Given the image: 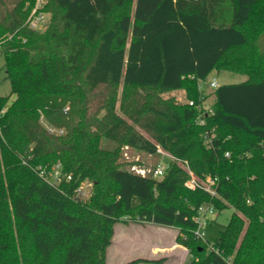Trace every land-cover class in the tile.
Masks as SVG:
<instances>
[{"label":"trees","instance_id":"trees-1","mask_svg":"<svg viewBox=\"0 0 264 264\" xmlns=\"http://www.w3.org/2000/svg\"><path fill=\"white\" fill-rule=\"evenodd\" d=\"M51 1L45 31L27 23L36 0L0 30V264H110L115 225L146 222L179 229L185 264H264V0ZM213 70L246 79L214 88L200 125L164 93L189 84L202 102ZM125 146L175 161L156 178L122 162ZM58 163L72 176L59 185L39 173ZM187 164L216 194L187 184ZM203 204L235 209L209 243L195 234ZM140 261L156 262L126 264Z\"/></svg>","mask_w":264,"mask_h":264},{"label":"rangeland","instance_id":"rangeland-1","mask_svg":"<svg viewBox=\"0 0 264 264\" xmlns=\"http://www.w3.org/2000/svg\"><path fill=\"white\" fill-rule=\"evenodd\" d=\"M18 0H0V12L6 13V19L3 21H0V30H7V26L10 25V21L13 19L14 14V8L17 5ZM38 1L42 2V8L44 12L46 13L47 19L44 23V26L40 29V31H45L48 26L51 24L52 20L54 19L55 15H58L61 13V10L54 6L53 2L51 0H36L34 6L37 4ZM29 2H26L24 4L23 10H26L28 8ZM33 6V7H34ZM31 12V11H30ZM8 37V33L4 34L0 38L2 40L6 39ZM5 58L1 51L0 47V95H8L11 93V83L10 80L6 78L7 71L5 68ZM214 78L217 79L218 84H224V83H238L241 81H244L246 79V75L228 71V70H213L207 77L205 81L202 82L201 88L204 91V94L206 95V103L212 104L214 101V95H213V88L210 86V81ZM187 87H191V85L187 84ZM183 87L178 90L168 91L165 92L164 95L173 96L177 102L180 104H187L189 101L195 98V95L192 91L189 90V88ZM193 87V86H192ZM15 96L12 95L11 100ZM44 123L47 121L44 120ZM48 124V123H46ZM114 144L113 142L104 139L103 145H109ZM163 150V149H162ZM156 154H152L145 151H139L133 148L124 147L123 156H122V162L129 167H137L140 170H144L145 172L149 174H153L155 168L162 164L165 166L166 171H168L172 164L175 161V158L165 152ZM82 185L85 187V190L88 191V194L90 193V190L92 189V183L90 180H85ZM234 208L232 206H228L223 208L222 210H219L215 208L216 213V222L210 223L207 226V232L208 235H210L212 238L217 237L220 234V231L225 228V226L228 224L231 215L234 212ZM120 228V227H119ZM179 230V229H178ZM179 234V233H178ZM173 234L167 233V235L164 237L166 241L173 240ZM120 238V229L117 231V240ZM178 242V241H177ZM151 256H155L151 254ZM111 261V260H110Z\"/></svg>","mask_w":264,"mask_h":264},{"label":"crops","instance_id":"crops-1","mask_svg":"<svg viewBox=\"0 0 264 264\" xmlns=\"http://www.w3.org/2000/svg\"><path fill=\"white\" fill-rule=\"evenodd\" d=\"M118 229L120 238L117 240ZM167 233L173 234V240L164 239ZM178 233L176 227L151 222L118 223L115 225L113 242L108 249V262L126 264L140 259L156 262L140 261L134 264H185L191 255L187 247L177 242Z\"/></svg>","mask_w":264,"mask_h":264},{"label":"built area","instance_id":"built-area-1","mask_svg":"<svg viewBox=\"0 0 264 264\" xmlns=\"http://www.w3.org/2000/svg\"><path fill=\"white\" fill-rule=\"evenodd\" d=\"M47 19L46 13L42 8V2L38 1L37 4L32 7L31 12L28 16L27 23L28 26L34 30H40ZM210 86L214 89L219 86L218 81L216 78L210 81ZM189 104L192 106L197 107L200 110V116L198 118L197 123L200 125L205 124V118L203 117L204 114L213 113V107L210 104L206 103V100L202 102H195L194 100L189 101ZM49 133H59L62 134L64 132L63 129H58L54 126L47 125ZM215 136L214 132L206 131L204 132V140L205 143L210 146L212 144V138ZM159 153H164L161 148L158 149ZM229 155V152L226 153ZM187 169L189 172V179L187 184L192 187H201L211 194H216L215 184L216 179L212 176H208L205 179H198L194 172L190 169L189 165L187 164ZM145 172L144 170H141ZM39 173L42 177L54 184H61L65 180H71L72 176L67 174L63 171L62 165L60 163L53 165L50 169L45 167H39ZM166 173V168L164 165L159 164L154 172L153 176L156 178L162 177ZM76 194L80 196H87L88 191L85 190V187L81 184L76 188ZM216 218L215 207L211 204H203L198 208L197 215L195 216V221L197 223V228L195 230L196 237L206 243L208 242V232L207 226L213 222Z\"/></svg>","mask_w":264,"mask_h":264}]
</instances>
